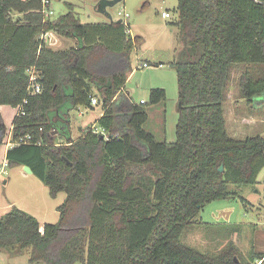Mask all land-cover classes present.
<instances>
[{
  "label": "trees",
  "instance_id": "1",
  "mask_svg": "<svg viewBox=\"0 0 264 264\" xmlns=\"http://www.w3.org/2000/svg\"><path fill=\"white\" fill-rule=\"evenodd\" d=\"M66 6V14L45 21L41 0H0V106H22L8 166L29 167L52 199L66 195L56 224L42 227L17 207L3 216L0 252L29 251V264H264V254L244 259L232 242L203 253L182 240L203 225L207 205L238 199L250 206L241 189L264 169V135L231 138L224 112L236 65L247 67L240 97L252 106L264 96V0H178L172 24L187 45L172 64L179 87L174 143L144 128L166 91L151 90L144 104L126 92L141 38L132 40L124 22L83 24ZM50 31L76 45L47 47L40 36ZM32 68L39 95L28 91ZM92 99L103 114L73 140L69 112L94 109ZM27 136L30 144H17Z\"/></svg>",
  "mask_w": 264,
  "mask_h": 264
},
{
  "label": "rangeland",
  "instance_id": "2",
  "mask_svg": "<svg viewBox=\"0 0 264 264\" xmlns=\"http://www.w3.org/2000/svg\"><path fill=\"white\" fill-rule=\"evenodd\" d=\"M72 2L74 10L79 17L81 23H99L108 22L103 14L96 12V5L99 0H65ZM178 0H122V2L115 5L113 8L109 9V13L113 20L117 22L120 19L119 13L124 11L129 14L128 19L130 24V35L134 37H141L142 41L140 45L132 52L130 56V62L133 72L129 75L126 83V92L133 99L134 103L140 104L141 101L148 102L150 92L153 89H164L166 91V100L156 106L149 109V119L145 124L144 128L155 135L158 141H167L168 143H174L176 141V125L178 123L179 114V87H178V77L177 72L173 68L172 64L178 62L180 55L185 47V38H182L181 31L175 27L172 23L178 21L177 14ZM52 7L55 12L54 17L57 19L61 15L66 14L69 10L63 0H52ZM164 12H170L171 18L165 19L162 17ZM76 45V42L72 39H66L60 37L57 33H51L50 39L47 41L46 46L51 47L56 50H65L71 46ZM143 64H148V68H139ZM246 66L236 65L232 70L231 80L228 86V93H231L232 97H226L224 103L225 117L229 115L230 107H235L239 104L237 102L240 100L246 108H249L246 101H244L239 96V79L243 73L242 69H246ZM258 106V105H257ZM262 109H264L262 107ZM237 108H235V111ZM247 110V109H246ZM103 110L100 105L94 106V109H87L84 107H79L75 110L69 112L70 114V126L72 132V139L77 140L83 135V132L97 125V120ZM263 110L259 116H262ZM264 129L262 125L261 130ZM260 129L256 128V131L245 130L236 136V139H245L246 137L260 135ZM231 135V134H230ZM244 135V136H243ZM65 138H56L57 145L64 144ZM10 170L7 169L9 174ZM8 174H2L0 177V190L1 194L5 192V186L3 183L8 179ZM264 173L261 176L260 182L264 181ZM4 180V181H3ZM36 180L38 186L44 187V185L38 180ZM25 182L19 181L18 184L12 183L9 188L15 190L16 196H22V189L25 187ZM46 188V187H44ZM234 188V187H232ZM13 190L11 193H13ZM260 194H256L253 187L244 186L242 191L243 197L247 198L248 201L253 204L261 196L264 198V185L259 187ZM45 194L38 193L33 203L42 209H47V218L41 219L39 221L42 227L45 224H56L59 219V212L57 211V206L61 205L62 199L66 198L65 193H61L58 199H52L49 196L47 189H45ZM10 193V194H11ZM14 194V193H13ZM27 198V197H25ZM25 200L21 202V205H25L28 201ZM37 201V202H34ZM264 203V202H263ZM233 206L235 212L232 216V222L238 223V225H233L229 229L234 228L236 232L248 234V236L253 235L254 228L259 229L258 235L261 236L264 242V214L262 211L258 210L257 207L252 205H247L242 203L240 200H221L215 201L201 212L199 216V222L204 220L205 222L213 223L216 225L218 221L214 220L213 212L218 206ZM246 214L247 221H252L257 223V227H252L250 225L244 224L243 215ZM244 224H242V223ZM202 226V225H198ZM213 229H220L222 227L211 226ZM210 227V228H211ZM205 228V227H203ZM224 228V227H223ZM239 233H233L232 237L235 240V235ZM242 234V235H244ZM184 241V239H182ZM185 242V241H184ZM224 243L226 240L223 241ZM224 243L216 244L213 247L210 246V253H219L224 248ZM238 248V247H237ZM239 249V248H238ZM264 251V250H263ZM249 250L245 253L240 251L239 255L248 260ZM29 251L24 252L22 256H12L4 252H0V264H29ZM258 261L257 263H259ZM256 263V264H257ZM81 264V263H78Z\"/></svg>",
  "mask_w": 264,
  "mask_h": 264
},
{
  "label": "crops",
  "instance_id": "3",
  "mask_svg": "<svg viewBox=\"0 0 264 264\" xmlns=\"http://www.w3.org/2000/svg\"><path fill=\"white\" fill-rule=\"evenodd\" d=\"M63 1L65 2V4L66 3L73 4L72 2H69V1H65V0ZM162 17H163V14H162ZM106 19L108 22H116L113 20V18H112V21H110L108 18ZM119 21L121 23L123 22L120 19L117 20V22ZM99 23H102V22H99ZM103 23H107V22H103ZM127 24H129L128 20H127ZM175 27H177L180 30L178 26L175 25ZM53 33L55 32L53 31ZM129 35H130V32H129ZM135 38L136 37L133 38V36H131L132 40H135ZM141 41H142V38H141ZM53 50H56V49H53ZM239 96H240V90H239ZM227 97L228 98L232 97L231 93H228ZM261 101L264 102V100L257 99L256 105H252L253 109H252V106L249 104H248L249 108H246L243 104H240V103H243L240 100L237 101L239 102L237 106L230 107L231 111L229 110V115H227V117L225 118H226L227 132L231 138L236 139L235 137L240 136V134L244 132V129L245 130L247 129L249 131H253V130L256 131V128H257V129H260L261 131L260 135H264V129L261 130L262 125H264V109H262V107L264 108V106L260 104ZM235 108H237L236 111H235ZM262 110H263L262 116H259ZM17 114H18V108H13L7 105L0 106V177L2 176V174H5V175L8 174L7 169L10 170L7 181L5 180V182L3 183V185L5 186V192L1 194V190H0V220L3 216L9 213L14 207H17L31 214L32 216H34L38 221H41L42 218L43 219L47 218V213H46L47 209L45 210V208L42 209L41 207L36 206L33 203V200L36 199L38 193L45 194L46 193L45 189H47L49 193L48 187H46L39 179L38 180L46 188L38 186L36 180H34L37 178L33 174L26 173L24 171V167H14V168L9 167L8 162L6 160L7 152L9 149L12 148L11 144H12L13 122ZM236 140H243V139H236ZM263 173H264V169L259 174L256 184L253 186H250V187H253L256 194H260L259 187L264 185V181L260 182V179ZM12 180L16 184H18L19 181L25 182L26 185L22 189V193H23L22 196L15 197V194H16L15 190H13V188H9L12 183ZM0 182L2 181L0 180ZM12 190L14 194L11 193ZM241 194H242V191H241ZM59 195L57 196L56 200L58 199ZM28 199H30L29 201H31L32 203H29L27 201L25 205L22 206L21 202L28 200ZM65 199H62L61 205L64 203ZM245 199L248 201L247 198ZM258 201L259 203H257L256 205L253 203H251L250 205H252L253 207H257L258 210L259 211L261 210L262 213L264 214V203H263L264 198L260 196L256 202ZM34 202H37V201H34ZM59 206H57L56 208H58ZM205 209L206 207L204 208V210ZM234 212H235V208L233 206H225V205L218 206L213 212L214 214L213 218L215 221H218V223L214 225L213 223L205 222L204 220H202V224H203L202 226H198V227L195 226L193 228H189L187 231L184 232L182 239H184L185 242L184 241L183 242L188 246L194 247L198 249L199 251L206 253V252H209L211 245H212L211 247H213L216 244L224 243L223 241L226 240V242L224 243L225 245L229 244V242H232L240 249V251L244 253L249 250L248 252L249 254L251 253L264 254V251H263L264 242L262 241L261 236L258 235V232H257L259 229L254 228L253 235L251 236L250 235L248 236V234H244L243 232L242 233L236 232L234 228L233 230L229 229V227L231 226L233 227V225H238V223L232 222V216ZM246 218H247V215L244 214L243 215V220H245L244 224L250 225L252 227L253 226L257 227V223L252 222V221H247ZM211 226H218L222 228L213 229ZM233 233H239L235 235L236 237L235 240L232 237Z\"/></svg>",
  "mask_w": 264,
  "mask_h": 264
},
{
  "label": "built area",
  "instance_id": "4",
  "mask_svg": "<svg viewBox=\"0 0 264 264\" xmlns=\"http://www.w3.org/2000/svg\"><path fill=\"white\" fill-rule=\"evenodd\" d=\"M40 12L42 13V15L44 16L45 21L48 20H53L52 18L55 15V12L53 10L52 7V0H41V10ZM120 16V20H122L125 24H127V20L130 18L129 14H127L126 12L122 11L119 13ZM163 17L166 19H170L171 18V14L170 12H164L163 13ZM51 33H53V31L47 32L45 34H43L42 36H40V39L46 44L47 41L50 39L51 37ZM149 65L148 64H143L141 66H139V68H148ZM29 75H30V86L28 88V91L31 95H39L42 93L43 91V87L42 84L38 81L39 80V72L36 71V69L32 68L29 71ZM144 101H141L140 104H144ZM92 105L93 106H98V100L97 99H92ZM22 106L18 107V113L21 111ZM95 131L98 133H103L102 130L95 128ZM30 140L31 137L27 136L26 138H21L17 144H30ZM16 144L14 142H12L11 146L14 147ZM263 262H259L257 264H262Z\"/></svg>",
  "mask_w": 264,
  "mask_h": 264
},
{
  "label": "water",
  "instance_id": "5",
  "mask_svg": "<svg viewBox=\"0 0 264 264\" xmlns=\"http://www.w3.org/2000/svg\"><path fill=\"white\" fill-rule=\"evenodd\" d=\"M120 2H122V0H100L96 5V12L103 14L106 18L112 21V16L110 15L108 10L113 8L115 5H117ZM118 23H121V22L119 21ZM186 45H187V40L185 39V46ZM181 55H180L179 61L181 60ZM258 100H264V96L258 98ZM101 139H104V137L102 136ZM24 171L28 174H33L32 170L29 167H24ZM219 171L223 173L224 167L221 166Z\"/></svg>",
  "mask_w": 264,
  "mask_h": 264
}]
</instances>
